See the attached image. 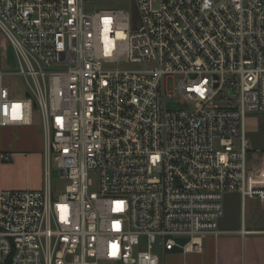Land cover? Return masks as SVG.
Returning a JSON list of instances; mask_svg holds the SVG:
<instances>
[{"label": "built area", "instance_id": "2783aa9c", "mask_svg": "<svg viewBox=\"0 0 264 264\" xmlns=\"http://www.w3.org/2000/svg\"><path fill=\"white\" fill-rule=\"evenodd\" d=\"M91 1L0 0L17 57L4 69L0 43V125L38 111L46 145L43 188L0 189V264H161L176 237L203 250L227 193L264 203L246 136L264 112V0H133L135 20Z\"/></svg>", "mask_w": 264, "mask_h": 264}, {"label": "crops", "instance_id": "0c3cea01", "mask_svg": "<svg viewBox=\"0 0 264 264\" xmlns=\"http://www.w3.org/2000/svg\"><path fill=\"white\" fill-rule=\"evenodd\" d=\"M44 148L45 136L41 129L35 130L34 122L0 125V189L43 188ZM4 153L11 155L9 161L3 160ZM253 167L260 169L257 163ZM245 202L240 193H227L219 232L202 237L203 250L184 251L189 237L179 236L175 238L179 245L162 251L161 264H264V223L247 211Z\"/></svg>", "mask_w": 264, "mask_h": 264}, {"label": "rangeland", "instance_id": "374dc122", "mask_svg": "<svg viewBox=\"0 0 264 264\" xmlns=\"http://www.w3.org/2000/svg\"><path fill=\"white\" fill-rule=\"evenodd\" d=\"M85 8L88 11L112 8L126 9L130 12L133 20H135L137 17V5L133 0H93L91 2H87ZM0 43L2 47L3 68L16 69L17 57L15 51L3 34H0ZM133 66L134 65L131 64H122V67L124 68H131ZM6 84L10 86L15 98L25 97L27 88V82L25 78L20 76L10 77L6 79ZM176 84L177 78L168 77L165 80V86L167 90L173 91L175 96L177 95V90L175 88ZM175 98L176 97H173L170 102H168V106L170 108H182L183 106L176 102ZM34 128L35 130L41 129L44 134L43 122L38 111H35L34 113ZM246 136L248 138L249 148L251 150L248 160V167L251 168L255 163H257L258 168H264V112H254L248 114L246 119ZM43 159L44 165L46 167V154L44 155ZM51 170V180L53 185L56 186L58 192L64 191L68 181L61 177L60 171L56 167L55 163H52ZM245 208L249 213L255 214L259 222L264 223L263 202H261L259 199L248 198L245 202ZM156 251L161 255V248L156 246Z\"/></svg>", "mask_w": 264, "mask_h": 264}]
</instances>
